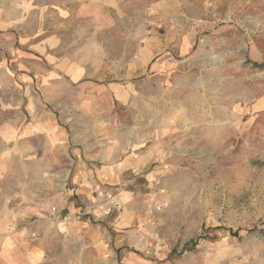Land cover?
I'll return each instance as SVG.
<instances>
[{
  "label": "rangeland",
  "instance_id": "obj_1",
  "mask_svg": "<svg viewBox=\"0 0 264 264\" xmlns=\"http://www.w3.org/2000/svg\"><path fill=\"white\" fill-rule=\"evenodd\" d=\"M0 37L2 117L16 101L69 138L108 133L110 162L148 156L114 192L152 229L118 249L112 227L94 236L102 264L124 248L144 264H264V0H0ZM18 162L15 181H55ZM91 236L62 235L68 264Z\"/></svg>",
  "mask_w": 264,
  "mask_h": 264
},
{
  "label": "crops",
  "instance_id": "obj_2",
  "mask_svg": "<svg viewBox=\"0 0 264 264\" xmlns=\"http://www.w3.org/2000/svg\"><path fill=\"white\" fill-rule=\"evenodd\" d=\"M7 49L8 56L16 55L13 49ZM9 106L14 108L12 115L0 114V154L14 162H0V176L8 181H0V220L9 219L8 227L0 223V264H68L72 260L63 255L62 235L77 236L82 230L93 235L90 248L95 250L88 259H78L73 264L104 263L98 254H108V248L94 236L104 231L108 234V227L116 234L117 249L144 243L142 232L145 227L152 229L151 218L140 213L141 203L130 190L114 192V187L121 185L126 171L132 174L144 166L148 156L133 150L115 164L110 162L114 150L108 147V133L90 131L69 138L49 114L33 119L26 109L22 117L16 110V101ZM69 153L71 163L67 161ZM18 160L26 161L23 169L40 171V177L48 172L43 178L55 181L49 184L15 181ZM99 189L110 191L111 200L98 197ZM84 206L90 208V216L80 219L79 212ZM25 218L29 221L12 232L11 226ZM48 240L52 241L50 245L45 244ZM107 241L108 238L104 242ZM123 250L122 253L119 250L122 263L144 264L134 252Z\"/></svg>",
  "mask_w": 264,
  "mask_h": 264
},
{
  "label": "built area",
  "instance_id": "obj_3",
  "mask_svg": "<svg viewBox=\"0 0 264 264\" xmlns=\"http://www.w3.org/2000/svg\"><path fill=\"white\" fill-rule=\"evenodd\" d=\"M96 195L98 197H101L103 198L104 200H111L112 198V193L110 191H107V190H103V189H99L96 191ZM87 214V210L85 209L83 212H82V215H86Z\"/></svg>",
  "mask_w": 264,
  "mask_h": 264
},
{
  "label": "trees",
  "instance_id": "obj_4",
  "mask_svg": "<svg viewBox=\"0 0 264 264\" xmlns=\"http://www.w3.org/2000/svg\"><path fill=\"white\" fill-rule=\"evenodd\" d=\"M236 233H238L237 231L236 232H234V235H236Z\"/></svg>",
  "mask_w": 264,
  "mask_h": 264
}]
</instances>
